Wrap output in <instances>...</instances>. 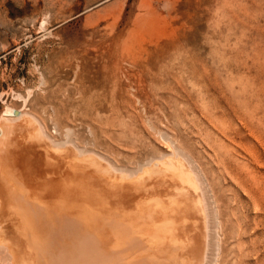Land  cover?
Here are the masks:
<instances>
[{
	"label": "rangeland",
	"instance_id": "obj_1",
	"mask_svg": "<svg viewBox=\"0 0 264 264\" xmlns=\"http://www.w3.org/2000/svg\"><path fill=\"white\" fill-rule=\"evenodd\" d=\"M9 110L124 173L182 155L209 264H264V0H0Z\"/></svg>",
	"mask_w": 264,
	"mask_h": 264
},
{
	"label": "bare ground",
	"instance_id": "obj_2",
	"mask_svg": "<svg viewBox=\"0 0 264 264\" xmlns=\"http://www.w3.org/2000/svg\"><path fill=\"white\" fill-rule=\"evenodd\" d=\"M34 121L0 117L1 264H209L212 206L182 155L124 173Z\"/></svg>",
	"mask_w": 264,
	"mask_h": 264
}]
</instances>
